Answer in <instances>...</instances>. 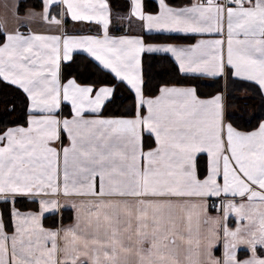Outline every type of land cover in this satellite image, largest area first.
Here are the masks:
<instances>
[{
	"label": "snow or ice",
	"instance_id": "obj_1",
	"mask_svg": "<svg viewBox=\"0 0 264 264\" xmlns=\"http://www.w3.org/2000/svg\"><path fill=\"white\" fill-rule=\"evenodd\" d=\"M43 2L45 19L52 4H62L73 21L98 25L103 36L24 35L0 26V79L27 95L32 114L26 127L0 132V264H264L257 256L264 123L237 131L225 123L221 95L200 99L193 87H161L146 98L141 72L144 53H171L182 73L232 75L264 89V0H194L182 8L159 0L156 14L130 0V15L149 33L223 36L226 27V40L189 48L110 37L107 0ZM78 50L135 92L133 117H100L114 89L62 76V62ZM64 106L70 118L60 119ZM61 195L88 199L73 202V226L45 230L39 217ZM221 196L222 220L207 214L209 198ZM17 197L39 200L40 212H21ZM220 243L222 259L213 255ZM240 245L248 259L237 258Z\"/></svg>",
	"mask_w": 264,
	"mask_h": 264
},
{
	"label": "trees",
	"instance_id": "obj_2",
	"mask_svg": "<svg viewBox=\"0 0 264 264\" xmlns=\"http://www.w3.org/2000/svg\"><path fill=\"white\" fill-rule=\"evenodd\" d=\"M111 10L110 30L114 33L122 31L121 17L127 12L128 0H107ZM171 5H184L190 0H166ZM43 0H18L17 11L24 13L28 9H41ZM157 8L154 0H143V9L146 12H153ZM58 14V5L50 6L49 15ZM1 26V24H0ZM24 25H19L17 31L26 32ZM146 41L151 42H173L190 43L193 40L191 35H177L166 33H143ZM2 40V37H0ZM62 76L66 79L75 78L79 83L94 86L109 85L114 91L111 99L102 108L100 115L105 118H129L135 114V98L132 90L102 68L88 55L82 52H75L72 60L62 62ZM143 79V94L154 96L161 86L168 85H189L196 89L197 95L207 97L215 93L224 95V118L233 127L249 131L256 128L264 120V95L258 86L250 81L238 79L232 75L224 78L207 77L196 74L181 73L175 62L166 54L144 53L141 65ZM62 114H70L68 106L61 110ZM27 98L21 89L8 84L0 79V132L8 126L22 125L27 117ZM65 141V138H63ZM152 141L145 137V148ZM201 169L205 166V157L199 159ZM19 210H36L37 201L33 202L27 197H17L15 205ZM73 214L70 209H61L59 212L49 213L43 216L42 224L46 227H57L72 220ZM230 224L232 219L229 218ZM7 223V220L5 221ZM10 231V229H9ZM258 252L261 251L258 249ZM248 251L240 249L237 251V258H242Z\"/></svg>",
	"mask_w": 264,
	"mask_h": 264
},
{
	"label": "crops",
	"instance_id": "obj_3",
	"mask_svg": "<svg viewBox=\"0 0 264 264\" xmlns=\"http://www.w3.org/2000/svg\"><path fill=\"white\" fill-rule=\"evenodd\" d=\"M15 1L9 2V1H5L4 0L3 2L6 4L7 7L9 6L8 8L11 11L14 8L15 4H17V2H18V0H15ZM154 1L157 4L156 10L153 11V12H146L143 9V0H141L142 10H143V12L145 14H156V13H158V11H159V0H154ZM192 2H194V0H190L189 3L184 4V5H171V4H168L167 2L166 3L172 8H182V7H185V6L189 5V4H191ZM107 3H108V1H107ZM128 3H129V7H128L127 12L121 17L122 23L118 24V25H121L122 31L117 32V33L112 32L110 30V25H111V23H110L109 32H108L110 37H121V36H140V37H143V33H149V32H146V31L142 30L141 21L137 20L135 17H132L130 15V9H131L130 0H128ZM57 5H58V14L57 15H54V14L49 15L48 14L49 13V9H50V7H49L48 13H47L48 19L44 18L45 21L43 22V26L42 27L34 28V27H30L27 24H24V23L20 24V23L16 22L15 24H13V26H10L9 28H4V26L2 25L1 20H0V24H1V26L3 28V31L5 33L19 32V31H17V27L19 25H24L28 29L26 32H20L21 34H24V35H28V34L65 35L66 34V35H73V36H81V35H92V36H100V37L103 36V32H102V30L100 29V27L98 25H95V24L89 25L86 22L73 21L71 19L70 15L66 14V9L64 8V6L62 4H57ZM43 6H44V3H43ZM109 11H110V19H112L111 18L110 6H109ZM26 12H28V11L26 10L25 13ZM62 12L65 13V14L61 15ZM52 18H56L58 20H61V24H59V25H51L49 23V20H51ZM151 33H157V32H151ZM161 33H166V32H161ZM166 34L191 35L194 38H193V40L190 43H183V44L182 43H173V42H151V41H146V40H145V42L148 43V44L156 45V46H172V47H176V48H189L190 46L196 44L200 39H225L226 40V27H225V33H224L223 36H220L219 34L205 35V36H201V35H197V34H183V33H166ZM225 49H226V46H225ZM75 52H82V53L88 55L86 52L79 51V50L78 51H74L72 53V55ZM160 54H166L170 58H172V60L175 62L176 66L178 67V69L180 71L179 63L176 61L175 57L172 56L171 53H160ZM90 58L93 59L92 57H90ZM95 62L97 64H99L97 61H95ZM185 74H193V73H185ZM196 75H199V74H196ZM207 77H209V76H207ZM222 77L224 78L225 76H222ZM69 78H72V77H69ZM236 78H238V77H236ZM238 79H241V78H238ZM250 82L256 84L253 81H250ZM80 84H82V83H80ZM256 85L260 89L261 93L264 95V89H261L258 84H256ZM101 86L111 87L109 85H101ZM161 87L189 88V87H192V86H189V85H168V86H161ZM132 92L134 94L135 104H136L135 92L133 90H132ZM157 95H159V91L154 96H145V95L144 96L146 98H153V97H155ZM216 95H221V97H222L223 114H224V95H223V93H215V94H212V95L207 96V97H200V96H198V97L200 99H210V98H212V97H214ZM26 98H27V95H26ZM28 107H29V101H28V98H27V112H28V114H27V117H26L25 124L8 126L5 129H3L1 132L6 131L9 128H15V127H18V126L26 127L27 126V121L30 118V116L32 115L31 113H29ZM68 108H69V111H71L70 110V106H68ZM145 114H147L146 110H145ZM55 115L58 118H60V119L70 118V114L64 115V114H62L61 111L57 112ZM100 117H102V116L100 115ZM102 118H105V117H102ZM118 118H123V117H118ZM129 118H131V117H129ZM224 120H225V118H224ZM225 123L229 124L226 121H225ZM261 123H264V120H262L256 128H254L252 130H249V131L239 130V129L235 128V127L234 128L237 131L242 132V133H251L253 131H257L259 129V126H260ZM64 138H65L64 144H65V146H67L68 141H67L66 136ZM145 150H147V148H145ZM205 162H206V157H205ZM87 199H88L87 197H78V196L64 197L63 195H61L59 198L56 199L57 207L53 208L51 211L43 213V215H41L39 217L40 225L45 230H52V231H55V230H58V229H61V228H68V227L73 226L76 223V215H77L76 209L73 207V202L79 203L81 200L86 201ZM232 199H233L232 197H228L227 198V200H232ZM226 202L227 201H226V199L223 196L209 198L207 214L209 216H211V217L220 218L222 220L223 219V213L221 211V205H222V203H226ZM234 202L239 203V202H244V201L241 200V198L236 197L234 199ZM37 204H38V207H37L36 210H20V211L23 212V213H39L40 212L39 200H37ZM61 209H70L72 211L73 217H72V220L70 222H68L66 224L58 225L57 227H46V226H44L42 224V218H43L44 215L49 214V213L59 212ZM230 219H232V222H231V224L228 222L229 227L232 228V229H235L237 227L236 217L232 216V217H230ZM240 249H244V250L248 251V254L246 256L242 257V258H238L239 260H245V259H248L251 256V252L247 248V245L238 246L237 251L240 250ZM258 249L261 251V253L258 252ZM213 255L215 257L219 258V259L223 258V244L222 243L218 244L217 247H215L213 249ZM257 256L259 258H264V248H262L260 246H257Z\"/></svg>",
	"mask_w": 264,
	"mask_h": 264
},
{
	"label": "rangeland",
	"instance_id": "obj_4",
	"mask_svg": "<svg viewBox=\"0 0 264 264\" xmlns=\"http://www.w3.org/2000/svg\"><path fill=\"white\" fill-rule=\"evenodd\" d=\"M4 0H0V20L4 28H9L13 26L16 22L20 24H27L30 27H42L43 22L45 21V6L41 9H28V12L18 13L17 4H15L14 8L10 11V9L3 2ZM9 2H13L15 0H5ZM16 2V1H15ZM44 3V2H43ZM49 9V8H48ZM48 13V10H47ZM49 14V13H48ZM243 203V202H239Z\"/></svg>",
	"mask_w": 264,
	"mask_h": 264
}]
</instances>
